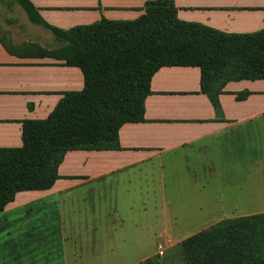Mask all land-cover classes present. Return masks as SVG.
<instances>
[{
  "label": "crops",
  "instance_id": "0c3cea01",
  "mask_svg": "<svg viewBox=\"0 0 264 264\" xmlns=\"http://www.w3.org/2000/svg\"><path fill=\"white\" fill-rule=\"evenodd\" d=\"M28 1L49 25L68 29L101 18L135 19L148 0ZM172 1L186 22L227 33L264 28V0ZM0 16L1 149L21 146L23 121L46 118L65 92L83 88V74L40 55L37 47L53 50L59 43L16 0H0ZM150 89L145 121L118 130L121 149L69 150L49 189L14 195L0 212V264H28V257L81 264L90 248L123 230L125 218L134 223L129 217L138 204L143 210L160 205L162 239L201 231L219 217L257 213H246V199L264 202V79L227 82L219 95L221 116L200 91L198 67L162 66ZM243 90L250 94L237 100ZM125 240L127 235L117 239Z\"/></svg>",
  "mask_w": 264,
  "mask_h": 264
},
{
  "label": "trees",
  "instance_id": "16d2710c",
  "mask_svg": "<svg viewBox=\"0 0 264 264\" xmlns=\"http://www.w3.org/2000/svg\"><path fill=\"white\" fill-rule=\"evenodd\" d=\"M16 1L59 43L53 50L37 47L40 55L80 68L83 88L65 92L46 118L24 120L21 146L0 149V212L19 191L49 189L67 151L121 149L118 130L145 121L150 79L160 67H198L200 91L218 116L227 82L264 79V28L227 33L179 19L172 0H148L135 19L101 18L60 29L28 0ZM249 94L243 90L235 98ZM178 249V261L152 256L136 264H264V212L221 220Z\"/></svg>",
  "mask_w": 264,
  "mask_h": 264
},
{
  "label": "rangeland",
  "instance_id": "374dc122",
  "mask_svg": "<svg viewBox=\"0 0 264 264\" xmlns=\"http://www.w3.org/2000/svg\"><path fill=\"white\" fill-rule=\"evenodd\" d=\"M3 17L0 16L1 23H2ZM0 28H1V24H0ZM262 203L263 205L259 206L260 200L246 199V213L253 212V211H256L257 212L256 214L263 213L264 212V202ZM151 206L153 205H149V208ZM137 208H139V210L134 209L132 217H129V219L133 218L132 220H134V223L130 222V225H128V219L125 218L126 221L123 225V230H120V229L113 230L112 232L113 234L111 235L114 237L113 238L114 240L109 239L110 241H103V243L99 245L98 248H95V249L90 248L89 249L90 255L85 256L80 261L78 260V262H80L81 264H136L142 261L139 259V257L141 258L144 254L149 253V252H152V255L150 257L157 256L161 260L175 259V261H178V257H179L178 244L181 241H183L185 238L197 232L195 233L181 232L182 234H175L176 232L174 233L170 232L168 236L162 239L160 237L161 230L158 231L159 229L158 226L161 224L160 223L161 218L157 216L158 213L160 212V205L154 202V209L143 210L141 205L138 204ZM229 211L231 210H228L227 212ZM237 212L238 211H233V212L231 211V214L237 213ZM144 218L148 222V227L143 222ZM228 218H234V217H225V216L219 217L218 221L214 222L213 224L221 220L228 219ZM152 221L154 225L156 224L155 227L150 226ZM98 229H101V228L98 227ZM153 229L155 230L154 232H153ZM101 234H103V231L101 232ZM98 235L100 237V232L96 235L97 238H98ZM121 235H123L124 237H126L127 235L128 240H125L124 244H122L121 241L120 243L117 241L118 237H120ZM130 239L132 240L130 241ZM118 243L121 244L122 246H117ZM158 245H161V249L163 251L162 254L158 253ZM34 259L28 257V264H44L40 262V259L36 258L35 261ZM57 260L58 258L55 257L51 260L52 261L51 263L52 264H64L62 262L60 263V261L58 262ZM72 261L76 262L77 259L75 258ZM45 264H50V262H47ZM70 264H75V263L71 262ZM76 264L78 263L76 262Z\"/></svg>",
  "mask_w": 264,
  "mask_h": 264
},
{
  "label": "built area",
  "instance_id": "2783aa9c",
  "mask_svg": "<svg viewBox=\"0 0 264 264\" xmlns=\"http://www.w3.org/2000/svg\"><path fill=\"white\" fill-rule=\"evenodd\" d=\"M158 253H159V254H162V253H163V251H162V249H161V245H158Z\"/></svg>",
  "mask_w": 264,
  "mask_h": 264
}]
</instances>
